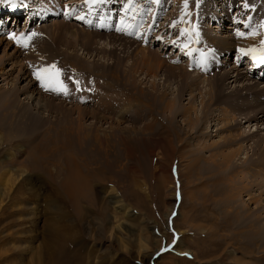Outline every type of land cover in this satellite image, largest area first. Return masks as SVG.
Listing matches in <instances>:
<instances>
[{"label":"rangeland","instance_id":"obj_1","mask_svg":"<svg viewBox=\"0 0 264 264\" xmlns=\"http://www.w3.org/2000/svg\"><path fill=\"white\" fill-rule=\"evenodd\" d=\"M61 1L71 0H16V6L23 7L21 13H33L37 9L48 11L41 13L42 23L29 30L24 27L27 16H16L15 28L16 17L4 13V7L0 6V20L4 21L0 24V69L4 66L0 70V90L3 93L17 91L15 99L12 98L16 106L0 110V264H264V244L258 242L253 251L242 244L249 241L244 239V231L249 230L247 221L251 220L248 219L251 214L258 217L257 225L264 226V174L258 173L262 171L260 163L256 168L239 164L255 160L258 152L263 151L264 143L257 142L264 140V118L240 126V132L253 135L224 150V154H229L242 146L235 164L232 163L235 167H221L215 172L221 171L224 176H219L218 180L210 178L214 174L205 160L213 151H206L198 166L191 168L187 162L193 155L192 145L199 146L198 139L193 140L196 133L194 131L195 136L189 134L188 128L182 125L185 130L181 127L182 132H179L184 143L175 136V96L185 76L173 71V66L195 74L200 70L198 87L202 93L199 89L192 94L187 91L181 104L192 105L202 112L205 106L202 102L208 98L207 94L203 98L204 91H208L214 75L208 74L204 63L197 70L187 64L191 62L187 59L194 57L195 52L201 53L196 56L202 59L201 45L206 44L198 36L210 33L226 40L235 38L237 44L241 38L264 36V0H187L190 5L186 8L185 0H159V3L155 0H102L99 5L92 0H72V13L78 12L84 24L75 22L71 16L58 15L56 7ZM212 11L213 16L223 17L214 18ZM52 16L56 18L50 21ZM190 19L194 26L185 31ZM183 20H187L186 25ZM90 23L110 27L107 30L98 27L94 31L80 29L81 25L88 27ZM54 24L60 25L55 27ZM61 26L69 30H59ZM41 28L44 29L40 33L45 37L40 39L37 31ZM97 30L119 37L118 40L102 38L103 45L115 46L114 49L94 51L96 46L90 41L107 35L95 32ZM26 31L27 36H31L27 47L22 44V48H16L12 34L17 38ZM194 37L198 38L193 40ZM178 45L186 52L189 50L186 56L179 54ZM240 45L218 56V62H223V71L237 65L251 78L230 87L256 81L263 88L264 73L260 77L251 74L248 67L238 66ZM83 50L97 53L99 57L85 59V54L81 55ZM101 51L103 54H99ZM36 53L44 55L43 58L36 59ZM247 56L253 58L252 54ZM41 58L45 59L43 68L53 64L61 68L60 79L69 89L67 94L41 91L38 87L41 82L35 73ZM24 59H28L32 67L38 64L37 68L26 69ZM229 62L230 66L226 64ZM105 69L103 75L91 74L92 70L103 72ZM3 70L8 75L3 76ZM27 86L31 92L35 91L31 99L28 93H22ZM119 91L122 95L115 101L126 96L129 101L124 117L120 113L99 110L101 96L111 98ZM257 94L264 97V92L256 91ZM229 95L232 99L235 94ZM245 95L247 99H255L250 97L251 93ZM263 99L258 103L264 107ZM208 103L212 108L213 101ZM22 106L31 113L25 111L24 119L11 115L12 111L23 115ZM213 110L218 115L221 108ZM224 119L221 123L219 120L209 122V126H205L208 130H201L209 133L205 138L208 143L223 141L230 135L231 132L221 130L223 125L231 123L230 119ZM177 120L184 123L181 117ZM31 122L37 123L36 128L20 129V125L25 127ZM260 125L261 129L255 132ZM177 128L179 130V126ZM175 152L183 153L182 166L178 158L175 160ZM8 156L11 162L4 164ZM173 158L170 173L169 162ZM76 166L83 179L79 177L80 180L75 181L79 194L74 196L64 183ZM180 167L186 183L184 188L182 182L179 183ZM187 178H191L190 181ZM255 178L259 183L256 186L252 183ZM214 188L217 190L213 191ZM223 189L231 191L226 195ZM179 243H182L180 247Z\"/></svg>","mask_w":264,"mask_h":264},{"label":"bare ground","instance_id":"obj_2","mask_svg":"<svg viewBox=\"0 0 264 264\" xmlns=\"http://www.w3.org/2000/svg\"><path fill=\"white\" fill-rule=\"evenodd\" d=\"M86 2H88V0H86ZM98 4L97 5H99V2H97ZM101 3V2H100ZM110 3V2H109ZM199 3V2H198ZM250 4V3H249ZM248 4V5H249ZM184 5V4H183ZM183 5H181V6H183ZM190 5V4H189ZM189 5H187V6H189ZM92 6V5H91ZM95 6H96V4H95ZM110 6V5H109ZM108 6V7H109ZM4 7V6H3ZM178 7H180V5L178 6ZM191 7V6H190ZM195 7V6H194ZM212 7V6H211ZM261 7H262V5H261ZM260 7V8H261ZM2 8V7H1ZM176 8V7H175ZM181 8H183V7H181ZM186 8V7H185ZM197 8H200L199 6L197 7ZM191 9V8H190ZM193 9V8H192ZM192 9H191V11H192ZM209 9H212V8H209ZM5 10V9H4ZM180 10V9H179ZM189 10V9H188ZM188 10H186L187 11V13H189L188 12ZM193 10H195V8L193 9ZM213 10H215L214 8H213ZM10 11H11V9H10ZM12 11L13 12H15V11H18V9H16V7H12ZM59 12V11H58ZM177 12V11H176ZM197 12V11H196ZM195 12V13H196ZM228 12V9H226L225 8V15L226 14H228L227 13ZM5 13H8V12H5ZM186 13V14H187ZM224 13V12H223ZM17 15L19 14V12H17L16 13ZM199 14V13H198ZM180 15V14H179ZM188 15V14H187ZM218 15H220V14H218ZM217 14L215 15L214 14V16H216V17H218V18H222L223 17V15H221V16H218ZM180 16H182V15H180ZM185 17H186V15H184ZM190 16V15H189ZM189 16H187V17H189ZM193 16H194V14H193ZM208 16V15H207ZM212 16H213V11H212ZM213 16V17H214ZM227 16V15H226ZM43 17V16H42ZM183 17V16H182ZM184 17V18H185ZM195 17V16H194ZM178 18V16L175 14V19H177ZM215 18V17H214ZM30 19H31V22H33V21H35V19H32L31 18V16H30ZM188 20H189V18H187ZM193 19V18H192ZM191 20V19H190ZM196 20V19H195ZM75 21V20H74ZM183 21H185V25H186V21L187 20H183ZM217 21V20H216ZM67 22H69V21H67ZM82 22V21H81ZM75 23V22H74ZM83 23V22H82ZM176 23V22H175ZM180 23V22H179ZM188 23V22H187ZM61 24V23H60ZM60 24H58V25H60ZM79 24V23H78ZM84 24V23H83ZM182 24H184V23H181V25ZM17 25V20L15 21V25L14 26H16ZM57 24L55 25H53V26H58ZM81 25V24H80ZM176 25V24H175ZM180 25V26H181ZM177 26H178V24H177ZM176 26V27H177ZM179 26V27H180ZM193 26H194V24L192 23V20H191V22L189 21V24H188V28H187V26H186V28H185V30H189L190 31V28H193ZM43 27H44V25H43ZM47 27V26H46ZM93 27V26H92ZM92 27H85V26H83V25H81V27H80V29H86V28H88V29H90V30H95L94 28H92ZM182 27V26H181ZM216 28H218V27H216ZM44 29V28H43ZM43 29L41 28L39 31H37L38 33V37L41 39V38H43L42 36H44L43 34H41L40 33V31H43ZM64 29H66V30H69L67 27H65V26H61L60 28H59V30H64ZM98 29V28H97ZM102 29H105V30H107V28L106 27H102ZM58 30V31H59ZM192 30V29H191ZM46 31V30H45ZM55 31H57V29L55 30ZM57 31V32H58ZM209 31V30H208ZM207 31V32H208ZM95 32H97V33H101V34H106V33H103V32H105V31H95ZM181 32V31H180ZM182 32H184V31H182ZM210 32H211V30H210ZM235 32V31H234ZM74 34H79V33H75V32H73ZM187 33V32H186ZM73 34V35H74ZM101 34H96L97 36L98 35H101ZM178 34V33H177ZM180 34V33H179ZM94 35V34H93ZM183 35V34H182ZM218 35V34H217ZM102 36H104V37H99L98 39H96L95 41H90V44L91 45H93V47H95L96 46V48L94 49V51H96L97 52V49L98 48H108V49H114L115 48V46H108V45H103L102 43H101V41L103 40L102 38H106V39H108V37H113L115 40H118L119 39V37H117V35H114V34H108L107 33V35H102ZM106 36H108V37H106ZM190 36V35H189ZM28 36H24V38L26 39ZM37 37V39H39ZM45 37V36H44ZM75 38H76V36H74ZM94 37H96V36H94ZM199 37V38H198ZM198 37H194V38H192L193 40L196 38H198V39H200V40H202L203 41V43L204 44H206V45H201L202 46V48L201 49H203V52H204V54H202L201 55V57H202V59H198L197 58V56L196 55H194V57H190V58H188V60H190L191 62H187V64L188 63H190V64H188L189 66H192L193 68H195L196 70L197 69H200L202 66H203V64L202 63H204L205 65H206V70L208 71V74H212V75H214V77H213V79H210V84H209V89H208V91H204V95H203V98H204V96L206 95V96H208V98H205L204 100H203V105H205L204 106V110L202 111V112H199L197 109H195V108H193V106L192 105H188V106H182V104H181V101H182V99H183V96L186 94V92L187 91H190V93L192 94V92L194 91L195 92V90H197V89H199V91H200V93H202V90H201V88H199L198 87V84H201V81H200V78H199V74H200V70H198L199 72V74L197 73V74H195V73H192L191 71H189L188 69H186V68H177V67H175V66H173L174 68H175V70H173V71H177V73H180V75H183V76H185V77H183V79L184 80H181L182 81V86H181V88L178 90V92H177V94H176V96H175V136L177 137V139H178V141H182L183 143H184V141H185V139H183L182 138V136H181V134H180V132H182L181 131V127H182V125H185L188 129H186V131L189 133V134H193L194 135V131H195V137H194V139L193 140H195V139H198L197 141H198V143H199V146L198 145H196L195 143H194V141H193V145H192V149H190L191 150V152H192V156L191 157H189L190 159H188L189 160V162H187V164L189 163V166L191 167V168H194L195 169V167H197L198 166V163H199V161H201L202 159H203V156L205 155V152L207 151H213V153L214 154H210L209 156H211V157H209V159H207V160H205V164H208L207 166H208V169H210L212 172H213V177L211 176L210 178H213V179H216V180H218L219 179V176H221V175H223V174H221V171H219V173H217V172H215V171H217V169H220L221 167H224V166H228V165H232V167H235V165H233V164H235L234 162H235V159H236V156L239 154V152H240V149L242 150L243 148H242V146L240 147V145H239V147L240 148H238V149H236L235 151H232V152H230L229 154H224V150H226V149H228L229 147H231L232 145L231 144H234L235 142H241V141H244L245 139H247V138H251L252 137V135L253 134H251V133H248V134H245V133H243V132H240V131H242V130H239V128H240V126L244 123H248V122H253V121H260L261 119V117H262V119L264 118V107L261 105L262 103H258L259 101H261L264 97H258L260 94H257V95H255L256 94V91H260V93L261 92H264V87L263 88H260V86H259V83L258 82H247V83H242V84H240L241 86L240 87H238V86H236L235 88H231L230 87V85L231 84H233V83H236V84H238V82H240L242 79H244L245 78V80H249V79H251V78H248V76L246 77L245 75H244V72H241L240 71V69L237 67V65H232V66H234V67H231V69L232 70H225L224 69V71L221 69V66H222V64H223V62H218V60H220V58L218 59V56L222 53V52H230V50L233 48V47H235L236 45H240V50L241 49H245V50H248V49H250V48H256V49H259L260 48V46H261V41H264V36H261V37H253V36H248L247 38H241L239 41H238V44L236 43V39L235 38H233V40H226L225 38H223V37H221V36H213V35H211L210 33H206V36H198ZM2 38H4V37H2ZM19 38V36H17V38L16 39H13L12 38V40H13V42H14V45L16 46V48H22L23 46H22V43H18L17 42V39ZM101 38V39H100ZM191 38V37H190ZM190 38H189V41H190ZM122 39V38H121ZM0 40H2V39H0ZM19 40V39H18ZM2 41H0V43H1ZM65 42V41H64ZM121 42V41H120ZM198 42V41H197ZM132 43V41H130V44ZM198 43H200V41L198 42ZM182 44H184L183 42H182ZM181 45V44H180ZM182 46V45H181ZM89 48H92V47H90V46H88ZM177 47H179L178 49L180 50V53L179 54H181V55H183V56H186L187 55V53H188V51L186 52V49L185 48H182V47H180L179 45L177 46ZM184 47V46H183ZM217 47V48H216ZM29 49V48H28ZM191 49V48H190ZM197 49V48H196ZM25 50V49H24ZM81 50V49H80ZM20 51H21V49H20ZM199 52V51H198ZM206 52V53H205ZM44 52H42L41 54H43ZM143 53V52H142ZM196 53V52H195ZM200 53V52H199ZM85 54V55H84ZM99 54H103V51H101ZM141 54V53H140ZM178 54V55H179ZM240 54L242 55L243 53L240 51ZM259 54V53H258ZM81 55H84L85 56V59H89V60H91L90 58L92 57V56H95V57H99V55L96 53V55H94L93 53H91V52H85L84 50H83V52L81 53ZM241 55H239L238 57H237V61L239 60L238 58L241 56ZM42 56H44V55H40V54H37L36 53V56H34V57H37L36 59H38V58H40V57H42ZM108 56V55H107ZM152 56V55H151ZM190 56V55H189ZM111 57V56H110ZM200 57V56H199ZM253 57V56H252ZM31 58H33V57H31ZM43 58V57H42ZM41 58V60H39L40 62L38 63V64H40V67H38V69H40V68H43V61L45 60H43ZM155 58V57H154ZM197 58V59H196ZM248 58H250V57H248ZM28 59H30V58H28ZM28 59H24V60H22V61H25L24 62V66L26 67V69H31V68H33L34 70H35V68H37V65H35V66H30L29 65V63H31V62H29L28 61ZM47 59V58H46ZM148 59H149V57H148ZM229 59V58H228ZM162 60V59H161ZM202 60H203V62H202ZM177 61V60H176ZM179 61V60H178ZM236 61V62H237ZM34 62V61H33ZM148 61H146V63H147ZM159 62V61H158ZM228 62V61H227ZM232 62V61H231ZM231 62H229V63H226V64H229V66H230V63ZM117 64H118V62H117ZM145 64V63H144ZM153 64V63H152ZM151 65V64H150ZM154 65V67H155V64H153ZM48 66V65H47ZM4 67V66H3ZM3 67H1V69L0 70H2L3 69ZM150 67V66H149ZM152 67V66H151ZM172 67V66H171ZM57 68H59V69H61L60 67H57ZM118 68H120V67H118ZM146 68V67H145ZM37 69V70H38ZM71 69L72 70H75V68L72 66L71 67ZM97 69V68H96ZM149 69V68H148ZM158 69V68H157ZM115 70V69H114ZM196 70H195V72H196ZM26 71H28V70H26ZM93 71V73H91V74H93V75H95V76H99V73H100V75H103V74H105V71H107L106 69L103 71V72H100L99 70H92ZM98 71V72H97ZM150 71H152V69H150ZM29 72V71H28ZM2 75L3 76H6V75H8V72L6 73L5 72V70H3L2 72ZM62 71H61V75H62ZM65 73V72H64ZM151 73H153V72H151ZM205 73V72H204ZM264 73V72H263ZM77 74H79V73H77ZM112 74H114L113 72H112ZM118 74V73H117ZM71 75V74H70ZM115 75V74H114ZM114 75H113V77H114ZM174 75H175V72H174ZM260 77L262 76L263 77V75H261V73H259L258 74ZM116 76V75H115ZM175 77V76H174ZM212 77V76H211ZM94 79V78H93ZM96 81V80H95ZM154 81H155V79H154ZM226 81H229L228 83H226ZM38 82H40V81H38ZM63 82H65V81H63ZM86 82V81H85ZM101 82V81H100ZM36 83V82H35ZM68 83V82H67ZM93 83V82H92ZM30 84V83H29ZM80 85V84H79ZM33 86V85H32ZM88 86H90V85H88ZM93 86V85H92ZM235 86V85H234ZM38 87L41 89V91L43 90V89H45L44 87H42L41 86V84H39L38 85ZM79 87V86H78ZM117 90H120V88L119 87H117V86H114ZM196 87V88H195ZM76 88V87H75ZM229 88H231L232 90L231 91H229ZM20 89V88H19ZM39 89V90H40ZM83 89V88H82ZM205 89V88H204ZM31 88L29 87V86H27L24 90L22 89V93H28L29 94V96H30V99H31V97L34 95V92L35 91H33V92H31ZM69 90V89H68ZM77 90V89H76ZM205 90H207V89H205ZM228 90V93L226 92ZM40 91V92H41ZM97 91V90H96ZM47 92V91H46ZM77 92V91H76ZM99 91H97L96 93H98ZM16 93H17V91L16 90H14L13 92H11V91H9L8 90V92H6V91H4V93H3V91H1L0 90V110H3V109H5V108H7V106H8V108H13V107H15L16 106V102L12 99L13 98V96H14V99H15V95H16ZM91 93V92H90ZM117 93V92H116ZM230 93H234L235 95H234V98H232L231 99V95H229ZM251 93V98L252 97H254L255 99H247V98H245V94H250ZM31 94V95H30ZM59 94V93H58ZM77 95H78V93H76ZM80 94V93H79ZM81 94H83V92L81 93ZM86 94V93H85ZM101 94H103V93H101ZM190 94V95H191ZM62 95V94H61ZM108 95V94H107ZM122 94H121V91H119L114 97L112 96L111 98H103V96H101L102 98L100 99V103H99V110H104V111H106V110H108V111H110L111 113H113V112H115L116 114H118V113H120L119 115H121V116H123L124 117V115L125 114H127L126 112V110H127V104H129L128 102L129 101H127L128 100V98H127V96L125 97V98H123V97H121V100H119V101H115V99H116V97H118V96H121ZM80 96V95H79ZM89 96V95H88ZM97 96V95H96ZM165 96V95H164ZM83 97H84V95H83ZM99 98H100V96H98ZM160 97V96H159ZM82 98V97H81ZM80 98V99H81ZM86 98V97H85ZM168 98V97H167ZM61 99V98H60ZM160 99V98H159ZM173 98H171V100H172ZM58 100V99H57ZM88 100V99H87ZM264 100V99H263ZM113 101V102H112ZM162 101V100H161ZM165 101V100H164ZM163 101V102H164ZM191 101H192V99H191ZM190 101V102H191ZM211 101H213V104H212V108H210V104L208 103V102H211ZM74 102V101H73ZM110 102H112V103H110ZM153 102V101H152ZM151 102V103H152ZM163 102H162V104H163ZM167 102H168V100H167ZM172 102V101H171ZM63 103V102H62ZM156 103V102H155ZM194 103V102H193ZM56 104H58L57 102H56ZM21 105V104H20ZM164 105V104H163ZM165 105H167V104H165ZM169 106V105H168ZM75 107V106H74ZM78 107L81 109V106H79L78 105ZM131 107H133V106H131ZM153 107V106H152ZM172 107V106H171ZM214 107H220L221 108V110H220V112L218 113V115H216L215 114V112H214ZM18 108V107H17ZM168 108V107H167ZM232 108V109H231ZM78 109V108H77ZM128 109H129V107H128ZM171 109V108H170ZM228 109H230V110H228ZM30 109H27V108H25L24 107V109H23V106H22V109H21V111L23 112L24 111V113H23V115L21 114V113H16V112H14V111H12V116H15V117H19V115H20V117L21 118H23L24 119V117H26V112L25 111H29ZM82 111H85L84 109H81ZM139 110V109H138ZM9 111V110H8ZM87 111V110H86ZM6 112V111H5ZM170 112V111H169ZM1 113V112H0ZM29 113H31V110H30V112ZM33 113V112H32ZM60 113H62V111L60 112ZM253 113V114H252ZM108 114V113H107ZM10 116V115H9ZM105 116V115H104ZM177 117H181L182 118V120L184 121V123H179L178 122V120H177ZM10 118V117H9ZM230 119V122L231 123H228L227 125H223L222 127H221V130H224V131H229V132H231L230 133V135H228L227 137L225 136V138H224V140L223 141H218V142H215V143H208L206 140H205V138H207V137H209L210 135H209V133H207V134H204V133H202V129L204 130V129H207V127H205V126H209L208 125V123L210 122H215L216 120H219L220 121V123H221V119L223 120V119ZM5 120L7 119V118H4ZM22 119V120H23ZM224 119V120H225ZM43 120V119H42ZM203 124V125H202ZM36 126H37V123H35V122H31L30 124H28L27 126H25V127H23L22 125H20V127H22V128H20V129H29V130H31V128L32 127H35L36 128ZM177 126H179V130H178V128H177ZM62 127V126H61ZM50 128V127H49ZM199 128H200V130H199ZM220 128V127H219ZM57 129V128H56ZM182 129H183V127H182ZM236 129H238L239 130V132H238V134H234V131H236ZM259 129H261V125H260V127L259 128H256L255 129V132L256 131H258ZM58 130V129H57ZM183 130H185V128L183 129ZM208 130V129H207ZM180 131V132H179ZM186 131H185V133H186ZM200 131H201V133H200ZM228 132V133H229ZM58 133V132H57ZM206 133V132H205ZM227 133V134H228ZM184 134V133H183ZM187 134V133H186ZM88 135V134H87ZM103 135V134H102ZM190 135V136H191ZM189 136V137H190ZM193 137V136H192ZM86 139V138H85ZM191 139V138H190ZM87 140V139H86ZM86 140H84L85 142H86ZM201 140V141H200ZM88 141V140H87ZM105 141V140H104ZM186 141H190L189 139H186ZM90 143V142H89ZM257 143H261V145L264 143V140H260V141H258ZM0 144H1V140H0ZM182 144V143H181ZM61 145H63V144H61ZM180 145V144H179ZM183 145V144H182ZM201 145V146H200ZM237 145V144H236ZM258 145V144H257ZM264 145V144H263ZM79 146V145H78ZM191 146V145H190ZM80 147V146H79ZM264 147V146H263ZM186 148H187V146H186ZM191 148V147H190ZM193 148H195V150H193ZM80 149V148H79ZM176 149V148H175ZM179 149H181V147H179ZM234 149V148H233ZM87 150V149H86ZM182 150V149H181ZM189 150V151H190ZM183 151V150H182ZM182 151H179V152H182ZM179 152H175V160L178 158L179 159V162H180V164H179V166H182L183 165V153H180L179 155H180V157H179V155H177ZM197 152H198V154H197ZM211 153V152H210ZM185 154V153H184ZM187 154H189V153H187ZM101 156V155H100ZM74 157V156H73ZM174 158L172 159V160H170V162H169V172L171 173V166H172V164H173V161H174ZM255 160H244V161H242L241 163H239V164H243V165H245V167H246V164H250L249 166H248V168H256V167H258V166H260L261 165V167H260V169H262V171H260V172H258V173H260V174H264V149H263V151L261 150V151H259L258 152V155H257V157H255L254 158ZM11 162V157L10 156H8L7 158H6V160H3V163L5 164H8V163H10ZM76 163V162H75ZM233 163V164H232ZM259 163H260V165H259ZM175 164H176V162H175ZM201 165V164H200ZM4 167H5V165H3ZM178 166V167H179ZM175 167H176V165H175ZM240 167V166H239ZM78 169V170H77ZM243 169V168H242ZM192 170V169H191ZM236 170V169H235ZM248 170V169H247ZM22 171V170H21ZM223 171V170H222ZM191 172H193V171H191ZM191 172H189V173H191ZM210 172V171H209ZM261 172H263V173H261ZM179 173H180V178H181V180H180V182L179 183H181V184H183V188H184V186H185V181H184V176H183V169L180 167L179 168ZM208 173V172H207ZM187 174V173H186ZM23 175V174H22ZM170 175H172V174H170ZM193 175H195V173L193 174ZM196 175H198V174H196ZM187 176V175H186ZM192 176V175H191ZM224 176V175H223ZM79 177H81L82 179H83V177H82V175L79 173V166H76L75 168H73V170H72V172H70L69 173V176H67L65 179V183H64V185H65V187L68 189V191L72 194V195H74L75 196V194H79V186L77 185V179H79L80 180V178ZM253 177H254V174H253ZM199 178H201L200 176H199ZM208 178H209V176H208ZM209 178V179H210ZM224 178V177H223ZM191 179V178H190ZM190 179L188 180V178H187V180L188 181H190ZM196 179H197V177H196ZM20 180H21V178H20ZM192 180H193V178H192ZM211 180V179H210ZM215 180V181H216ZM255 180H257V178H255L253 181H252V183H254L253 185L254 186H256V185H258L259 183H257ZM64 181V180H63ZM76 181V182H75ZM194 181V180H193ZM210 182V181H209ZM216 184V183H215ZM225 184V183H224ZM196 186V185H195ZM252 186V185H251ZM264 186V185H263ZM222 189V188H221ZM234 189H235V187H233L232 186V191H234ZM175 191H176V189H174ZM217 189L216 188H214V190L213 191H216ZM230 190V189H229ZM175 191H174V193H175ZM222 191H226V195H227V192H230V191H227V190H222ZM237 192V191H236ZM235 192V193H236ZM247 192H248V190H247ZM182 193V192H181ZM180 193V194H181ZM264 193V192H263ZM67 194H68V192H67ZM194 194V193H193ZM231 194V193H230ZM234 194V193H233ZM251 194V193H250ZM70 195V194H69ZM252 195V194H251ZM70 197H71V195H70ZM79 197V196H78ZM186 197V196H185ZM226 198L227 197H225V200H226ZM254 198V197H253ZM74 199V198H73ZM184 199V198H183ZM192 199V198H191ZM232 199H233V197H232ZM79 200V199H78ZM252 200V199H251ZM120 200L118 199V202H119ZM233 201V200H232ZM237 201V200H236ZM231 202V201H230ZM227 204V203H226ZM174 205V204H173ZM173 205H171L170 206V208H171V210L173 209ZM224 205H225V203H224ZM229 205V204H228ZM233 205V204H232ZM125 205H122V209H123V211H125L124 209L126 208V207H124ZM232 206H230V208H231ZM238 207L240 208V206L238 205ZM225 208V207H224ZM244 208V207H243ZM227 209V208H226ZM245 209V208H244ZM238 211H239V209H238ZM244 211H246V210H244ZM127 211H125V213H126ZM236 212H237V210H236ZM240 213V212H239ZM242 213V212H241ZM246 214H247V212H245ZM240 216H241V214H239ZM242 215H243V213H242ZM244 216H246V215H244ZM243 216V217H244ZM249 215H247V217H248ZM249 218H251V220L250 221H247V226H248V228H249V230H248V232L247 231H244L245 233H246V235H245V238L244 239H248L249 241L247 242V241H244L242 244H243V246H245V248L246 249H252V251H253V246H255V248H257L256 247V244L258 243V242H260L261 244H264V226L263 225H257L258 224V217L256 216V214H251L250 215V217H248V219ZM244 220V219H243ZM243 220H241L242 222H243ZM245 223V222H244ZM180 233H184L183 231H181ZM234 235V234H233ZM225 236H226V234H225ZM182 245V243L180 244H178L177 246L178 247H180ZM234 247V250H236L237 248L235 247V246H233ZM245 249V250H246ZM248 249V250H249ZM252 251H250V252H248L249 254L252 252ZM232 256V255H231ZM232 258V257H231ZM234 259V261H237V259L234 257L233 258ZM241 262V261H240ZM241 264V263H240Z\"/></svg>","mask_w":264,"mask_h":264},{"label":"snow or ice","instance_id":"obj_3","mask_svg":"<svg viewBox=\"0 0 264 264\" xmlns=\"http://www.w3.org/2000/svg\"><path fill=\"white\" fill-rule=\"evenodd\" d=\"M102 2V0H92V3ZM156 3H159V0H155ZM0 6L4 7H15L16 0H0ZM247 6V5H245ZM185 7H187V0H185ZM83 19V17H81ZM4 21L0 20V24H3ZM187 31V30H185ZM252 35H256V33H251ZM32 36L36 35L35 33L31 34ZM240 35H244V33H240ZM12 38L16 39L15 33L12 34ZM31 36L24 38V34H21V38L17 40L18 43H22L24 47H27L26 40H30ZM175 43V41H173ZM187 47V45H184ZM245 55L252 54L253 59L258 60L260 64H264V41H261V46L259 49L251 48L248 50L241 49L240 50ZM257 53H259L257 55ZM61 69L57 68L55 64L49 65L47 67L38 69L35 73L36 79L41 82V86L45 88L46 91H57L63 92L67 94L68 87L63 81L60 79ZM77 84L79 81L76 82Z\"/></svg>","mask_w":264,"mask_h":264}]
</instances>
